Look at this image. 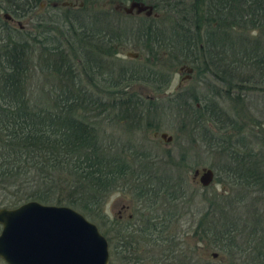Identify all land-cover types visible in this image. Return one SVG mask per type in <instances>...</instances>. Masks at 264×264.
I'll use <instances>...</instances> for the list:
<instances>
[{
	"label": "trees",
	"instance_id": "trees-1",
	"mask_svg": "<svg viewBox=\"0 0 264 264\" xmlns=\"http://www.w3.org/2000/svg\"><path fill=\"white\" fill-rule=\"evenodd\" d=\"M117 1L143 2L164 15L135 19L111 10L90 13L80 9L69 16L63 13L58 21L36 19L38 23L26 30L11 24L4 14L16 19L29 16L38 0H0V207L15 208L33 200L66 205L103 228L108 223L103 201L123 186V179L132 181L137 200L153 196L166 203L180 197L170 193L177 185L168 174L163 175L166 172L160 173L163 168L155 166L154 158L142 151L132 152L128 144L126 148L118 141L108 144L104 136L102 124L108 119L115 123L113 128L123 131H130L137 122L140 106L131 99L133 94L117 90L113 75L100 65V61L114 62L130 42L149 59L140 63L143 73L138 66L125 70L130 79L166 88L171 74L161 61L169 57L171 65L190 63L202 80L210 74L232 101L241 100L238 93H232L246 85L264 90V0ZM163 51L165 58L161 57ZM33 58L41 73L52 72L55 83L49 88L38 89L37 80L35 91L31 90ZM124 74L117 76L124 78ZM82 76L93 83L97 76L99 85L108 86L104 88L109 89L110 101L104 102L100 94L81 84ZM210 88V98L207 94L190 96L196 106L181 93L172 98V108L183 114H189L191 108L187 119L194 122L192 127L207 121L224 129L223 123L230 120L223 118L217 125L219 119L213 111L224 114L215 98L224 91ZM125 119H129V127L118 124ZM240 133L237 128L232 141L201 138L225 156L223 165H211L216 181L237 186L240 197L233 200L247 201L245 207L251 211L245 219L229 215L228 210L236 207L232 199L215 196L194 225L199 240L220 246L232 260L264 264V160ZM170 167L168 164L167 170ZM165 222L159 215H151L143 226L124 227L123 238L117 239L110 254L124 261L126 252L139 241L152 245L158 241L156 235L167 232ZM101 233L106 237L105 230ZM120 233L118 228L111 231L113 239ZM210 233L213 235L208 236ZM156 246H160L158 242ZM127 263L132 264L126 259Z\"/></svg>",
	"mask_w": 264,
	"mask_h": 264
},
{
	"label": "rangeland",
	"instance_id": "rangeland-1",
	"mask_svg": "<svg viewBox=\"0 0 264 264\" xmlns=\"http://www.w3.org/2000/svg\"><path fill=\"white\" fill-rule=\"evenodd\" d=\"M116 3L119 4L120 2L117 0H38L37 6L29 16L25 15L22 18H15V20H19L20 26L17 22H14L13 25L28 30L38 23L36 19H39L43 23L50 22L51 20L52 22L53 20L58 21L60 15L63 13H67L66 16H69L73 11H80V9L82 12L90 11V13L98 12L99 10L125 13V8H128L130 4V2H126L123 3V6H121L122 4L117 6ZM159 13L161 16L164 15H162L163 12L157 11L155 13L154 10H152L150 15L157 18L160 17ZM133 17L135 19L138 17L134 10ZM52 22L51 25L55 26ZM252 35H256V33H252ZM126 52L136 53L137 57H126ZM162 53L161 57L167 55L164 51ZM117 57L111 63L109 60L100 61L101 69L113 75L114 83L118 85L117 90L124 89L127 94H133V98L131 97V99L137 101L140 107L136 110L135 117H138L136 118L137 122L130 127V131L113 128L115 123L108 122L110 119L106 120L105 125L100 122L105 134L104 136L107 138L106 141L108 144H111L112 141L115 143L118 141L119 144L124 143V148L128 144L130 150H133L132 152L142 151L150 155L151 159L154 158L155 166L163 168L160 173L166 172L163 175L166 176L168 174L169 179L173 178L174 184L177 185L176 188L170 189V193L180 195V197L177 198L178 200L167 201L166 203H162L161 200L155 199L156 197L153 196H149L150 198L147 196L148 199L145 200H137L133 193L132 184H130L132 181L130 179H123L125 181V183L121 181L123 186L116 192L108 195L103 201L104 213L106 214V218L107 214L109 217L108 223H103L101 225L103 228L97 225L100 231L105 230L107 232L106 238L109 246L108 264H126V259L130 260L132 264H170L171 259L167 256L168 252L171 255H173V252L176 254H187L188 256L192 255L191 259L193 261L196 258L207 262L214 260L210 256L212 252H215L217 253L216 264L232 263V258L225 254L220 246L213 245L211 241L208 242L206 239L203 242L195 236L196 229L194 224L200 215L207 210L208 202L215 196L219 197L222 195V198L232 199V203L236 207L228 210L229 215L244 217V219L248 217L247 213L249 214L251 211L245 207L248 202L239 201L240 203H238L235 199L233 200V197H240L238 195L239 188L237 186H228L223 181L217 182L215 179L216 174L212 183L208 187H203L199 182V176L194 177V171L203 167L213 169L211 165H223L226 162L221 150L216 145L215 148L207 145L206 140L201 137H211L213 140L225 137L226 140L232 141L235 138V133H237V128L242 130L240 135L247 140L255 152L259 153L260 158L263 156L264 160V90L246 85L244 86L247 87L246 89L237 90L232 93H238L241 100L232 101L229 97L230 95L222 87V84L217 80L214 81L210 74L206 75L202 80L197 76L196 71L190 63L185 61L184 64L176 63L171 65L168 61L169 57H166V60L161 62L163 68L169 70L171 82L168 83L166 88H157L155 85L142 79L129 78V72L127 73L128 68L134 69L138 66L139 71L143 73V67L140 63H145L149 60L147 54L144 58V51L136 43L130 42L126 48L119 52ZM129 59H137L141 62L129 61ZM36 62L37 59H34L32 62L35 67L32 69L34 79L31 81V90L34 89V91V85L37 80L39 81L38 89L40 90L49 88L50 85L52 86L55 83L53 81L54 77L51 74L52 72L41 73L39 71V63ZM185 66L190 67L191 71H187ZM181 67H183L182 70L180 69ZM144 72H147V70L144 69ZM119 73H125L124 78H118L117 74ZM97 79L99 78L96 76L94 79L95 83H93V80L90 81V77L82 76L81 84H85L86 88L94 94H100L104 102L110 101V97L108 96L109 89L104 88H108V86L99 85ZM251 84L255 85V83ZM208 86L209 88L212 86L210 89H215L219 93L221 90L224 91H222L223 94L220 93L221 96H215L224 114H216V109H213L215 112L214 117L219 119L217 125L223 122L221 120H230V122L223 123L224 129H220L216 124L214 125L207 121H202L204 125L200 124L198 128L192 127L191 124H194V122L192 123L191 120L187 119V115L191 116L192 114L191 108L189 114H183L182 110L172 108V98L174 99L178 95L181 96V93L185 95L184 99H186V102L190 103L194 102L192 97H190L194 94L201 98L203 94H207V97L210 98V90H207ZM194 104L196 106L195 102ZM116 109L119 108L116 107ZM116 111L120 114L118 110ZM231 121L233 125H229ZM118 124L129 127V119H125ZM201 126H204V128ZM163 132L171 135V141L165 142L159 136ZM154 133L157 134L155 135ZM168 164L172 167L167 170ZM160 195L161 197L163 196L162 194ZM125 204L129 205L130 208L127 212L133 214L132 220L127 221V219L119 218V215L123 214L120 210H122V206ZM151 215H159L169 225L167 232L163 231L160 235H156L158 241L156 240L155 243L157 244L158 242L160 246L157 247L155 243L147 245V243L145 244L146 241H139L137 246L132 247L129 252H126L127 258L124 261L119 260L120 257L118 255L110 254V250H114L117 241L123 238L124 227L132 229L137 224L143 226L142 222L150 219ZM116 228L120 229L121 233L117 238L113 239L114 235L112 236L111 231ZM138 259L139 261L137 262ZM243 261L244 259L239 258L234 260L236 264H242ZM0 264L6 263L0 259Z\"/></svg>",
	"mask_w": 264,
	"mask_h": 264
},
{
	"label": "water",
	"instance_id": "water-1",
	"mask_svg": "<svg viewBox=\"0 0 264 264\" xmlns=\"http://www.w3.org/2000/svg\"><path fill=\"white\" fill-rule=\"evenodd\" d=\"M133 10L150 15L153 8L131 1L125 12L132 13ZM5 17L10 16L5 14ZM125 56L137 57V54L126 52ZM186 69L191 71L190 67ZM159 136L165 142L171 141V135L167 133ZM214 175L209 167L194 171V177L199 176L203 187L212 183ZM0 227V259L6 264L109 263L106 237L96 224L66 205L33 200L15 208L0 207Z\"/></svg>",
	"mask_w": 264,
	"mask_h": 264
},
{
	"label": "flooded vegetation",
	"instance_id": "flooded-vegetation-1",
	"mask_svg": "<svg viewBox=\"0 0 264 264\" xmlns=\"http://www.w3.org/2000/svg\"><path fill=\"white\" fill-rule=\"evenodd\" d=\"M117 4V6L118 5H120V4H122L121 6H123V3H116ZM135 11V10H134ZM128 14H130L131 16H133V11H132V13H128ZM137 14V16H146V17H152L153 15H146V14H144V13H136ZM4 17H5V15H4ZM5 19L6 20H8L9 22H11V23H14V22H17V24H19V20H15V18H12V17H5ZM19 26H20V24H19ZM211 201H209L208 203H210ZM215 202V201H214ZM217 202V201H216ZM129 205H127V204H125V205H123L122 206V210H120V212H122L123 214H120L119 215V218L121 219V218H123V219H127V221L128 220H132L133 219V214L132 213H130V212H127V211H129ZM125 213H127V215H125ZM108 214H107V221H108ZM201 235H202V233H201ZM213 234H208V236H212ZM195 236L196 237H198V234H196L195 233ZM204 242V241H203ZM173 252V251H172ZM167 256H169L170 257V259H171V263L170 264H216L215 263V261L217 260V253H215V252H212L211 253V258L212 259H214L213 261H210V262H207V261H204V260H198V259H194V261H193V259H191L192 258V255L191 256H188L187 254H179V253H174L173 252V255H171V254H169V252H168V254H167ZM205 257V256H204ZM216 259V260H215ZM234 260L235 259H233L232 261H233V264H236L235 262H234ZM206 262V263H205ZM217 264H219V263H217ZM221 264H226V263H221Z\"/></svg>",
	"mask_w": 264,
	"mask_h": 264
}]
</instances>
